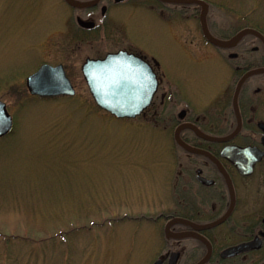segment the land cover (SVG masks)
<instances>
[{"label": "rangeland", "instance_id": "1", "mask_svg": "<svg viewBox=\"0 0 264 264\" xmlns=\"http://www.w3.org/2000/svg\"><path fill=\"white\" fill-rule=\"evenodd\" d=\"M201 1L215 35L264 32V0ZM191 25L202 51L198 18ZM158 30L148 38L166 43ZM80 39L62 0H0V101L14 122L0 140V264H152L164 249L161 224L134 217L175 212L173 136L151 119L117 120L96 106L82 65L110 48ZM257 46L260 55V43L248 48ZM203 52L160 58L197 105L232 94L237 84L236 61L225 63L211 47ZM43 64L65 66L73 98L30 96L26 80ZM257 86L264 119V78Z\"/></svg>", "mask_w": 264, "mask_h": 264}, {"label": "flooded vegetation", "instance_id": "2", "mask_svg": "<svg viewBox=\"0 0 264 264\" xmlns=\"http://www.w3.org/2000/svg\"><path fill=\"white\" fill-rule=\"evenodd\" d=\"M72 1L86 5L77 8L62 0L69 21L74 25L77 37L81 38L79 41L110 48L104 55L92 59L102 60L109 54L125 52L147 64L158 81L150 107L137 119H151V122L164 126L162 130L173 136L178 155L175 159V212L160 213L155 218L134 217L135 221H145L154 227L161 224L164 249L152 264H170L172 255L177 256V264H198L207 256L209 246L211 256L207 264H264V133L259 127L264 124V119L257 115V96L263 92V88L257 86L259 77L247 79L239 93V133L225 142L201 137L225 139L236 132V87L248 72L264 68L258 54L257 65L248 61L254 59L260 50L257 46L250 52L249 44L262 42L259 39L244 42V39L233 50L215 48L204 37L200 22L202 7L198 5L162 0ZM187 13L191 16L183 21ZM197 18L206 44L205 53L208 54L211 47L225 63L237 62L231 69L237 83L233 93H223L212 104L197 105L194 91L188 85L184 86L179 77L169 79L170 68L160 62L165 56L179 59L182 55L193 58L198 54L201 49L191 25ZM207 24L214 37L230 39L215 35L208 20ZM150 25L159 29L166 43L148 38L149 33L156 32V29H150ZM161 46L166 49L159 50ZM203 50L198 55H202ZM231 55L235 57L231 58ZM62 66L68 77L65 66ZM178 131L185 145L204 154L191 153L177 145L175 136ZM250 147L263 153L261 161H256L258 151L257 154L241 156L239 149ZM233 161L247 166L254 162L251 175H243ZM250 189L255 191L254 198L248 194ZM174 220L179 222L173 223ZM221 220L223 222L216 227L200 229ZM242 247L248 249L222 257Z\"/></svg>", "mask_w": 264, "mask_h": 264}, {"label": "water", "instance_id": "3", "mask_svg": "<svg viewBox=\"0 0 264 264\" xmlns=\"http://www.w3.org/2000/svg\"><path fill=\"white\" fill-rule=\"evenodd\" d=\"M70 5L77 8H83L86 5H80L72 0H66ZM167 3H175L182 5H198L202 7L200 15V22L206 41L215 48L223 50H233L238 44L246 37L252 36L259 39L264 47V36L258 31L253 29H244L236 34L229 40H220L215 38L208 29L207 14L208 4L201 0H162ZM83 27V24L80 23ZM88 27V26H86ZM90 28V27H88ZM235 57V55L230 56ZM82 74L85 83L88 87L89 93L94 100L97 107L103 112L110 114L118 120H134L140 117L151 105L153 97L158 89V81L152 69L140 59L129 55L125 52L117 54H109L102 60L87 59L82 66ZM264 75V68L256 69L248 72L237 84L236 93L234 97V109L238 117V128L236 132L225 139L210 138L201 135L209 141L225 142L232 139L239 133L241 129V119L238 111V96L247 79L255 76ZM26 87L32 97L39 98H73L76 91L72 86L71 81L66 76L62 65L53 67L44 64L33 75L29 76L26 80ZM264 133V124L259 125ZM14 122L13 118L8 112L5 103L0 101V140L9 136L13 132ZM177 145L191 153L204 154L203 152L196 151L185 145L180 139V132L178 131L175 136ZM264 146V137L262 138ZM257 148L239 149L242 157L249 154H257ZM258 160L261 161L263 153L258 151ZM233 164L240 170V172L249 176L252 173L253 163L241 165L238 161H233ZM224 220V219H223ZM223 220L211 224L200 229H209L220 225ZM179 220H174L177 223ZM172 224V223H171ZM169 228V227H168ZM167 228V230H168ZM209 246V245H208ZM237 249L232 251L231 254L225 253L222 257L235 255L240 252L246 251ZM228 255V256H227ZM211 256V247H208L207 256L198 264H207ZM160 264V263H156ZM170 264H177V256L172 255Z\"/></svg>", "mask_w": 264, "mask_h": 264}, {"label": "trees", "instance_id": "4", "mask_svg": "<svg viewBox=\"0 0 264 264\" xmlns=\"http://www.w3.org/2000/svg\"><path fill=\"white\" fill-rule=\"evenodd\" d=\"M247 28H251V29H255V30H257L258 32H260L261 34H263V36H264V32L263 31H261L259 28H256V27H244L243 29H241V30H244V29H247ZM241 30H239V31H237L234 35H236L238 32H240ZM233 35V36H234ZM255 38L254 37H252V36H249V37H247L246 39H245V41L244 42H250L251 40H254ZM261 44V43H260ZM261 46H262V44H261ZM262 48H263V46H262ZM264 50V49H263ZM261 51L262 53L260 54V57H261V61L262 60H264V51ZM255 55H256V57L253 59V58H249V62H251V63H254L255 65H257V53H255ZM263 62V61H262ZM263 64V63H262ZM262 78H264V75L263 76H259V79H262ZM25 94V93H24ZM23 94V95H24Z\"/></svg>", "mask_w": 264, "mask_h": 264}]
</instances>
